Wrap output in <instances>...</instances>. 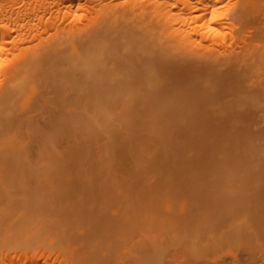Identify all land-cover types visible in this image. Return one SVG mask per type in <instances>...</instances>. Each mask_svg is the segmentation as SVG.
I'll use <instances>...</instances> for the list:
<instances>
[{
	"label": "bare ground",
	"instance_id": "1",
	"mask_svg": "<svg viewBox=\"0 0 264 264\" xmlns=\"http://www.w3.org/2000/svg\"><path fill=\"white\" fill-rule=\"evenodd\" d=\"M169 58H171L170 61ZM186 58L192 63L195 62L199 64L201 62L205 69L211 68L212 70L218 66L220 71L223 68V70H225L227 67L229 69L232 67L236 72V76L238 75L243 83L246 82L251 90L255 88L260 89V91L262 88L264 90V0H0L1 172L10 164L17 166L19 165L18 162H24L25 160H19L22 159L24 155L29 154L28 151L33 150L32 152L34 153L35 149V152L39 154V158L48 152L53 154L58 148L62 147V144H60L61 147L58 146L57 148L55 144L56 142L54 143L55 138L63 140V143L65 137L68 136L64 134V130L62 129V126H65L66 124L71 125V127L85 124L86 129L83 127L80 132L82 133L84 129L86 130L88 137L90 135H92L91 137L94 135L95 139L97 136L101 137L102 139L98 138L99 140L96 139L92 142L94 145L96 143V145L98 144L97 146L105 147V149L107 148L109 140L107 138L111 135H116L115 138H118L120 133H123L125 137L127 134H130L131 137L133 134L132 132L137 130L135 129L137 125H141L139 128L145 129V132L148 128H150V130L148 129L149 131L152 129V133H154L156 137L160 134V130L166 132L163 128L167 121L164 123L162 120H167L168 118L166 117L169 116L165 117L164 115L169 113V111L174 108L173 106H178L180 102L178 103L177 101L181 97H177V100L176 96L181 92H176V89L175 91H167L165 88L158 91L155 90L154 92V85H156L157 80L160 82V78L157 75L159 71L156 74V70L153 66L157 59V62H159V60L168 59V62L170 63L174 62V64L182 65V62L184 63ZM144 63H147L148 67H143L146 65ZM201 63L200 66H202ZM159 66L161 67V65ZM218 69H216L215 72H217ZM209 72L211 73L212 71ZM219 74L220 73H218V75ZM223 75L224 74H221L220 77ZM200 76L201 75L198 74L195 77L199 80L201 78ZM216 76L215 78H217ZM234 78L237 79L235 76ZM165 83L168 82L166 81ZM206 83H211V80L209 83L208 81ZM194 85L196 86L195 82ZM209 86L210 85H208V87ZM215 86L216 85L214 84L213 87L215 88ZM104 87L107 91L105 98L102 100L100 99L98 90L105 91L103 89ZM112 87L113 91L110 90ZM239 87L240 86H238V89ZM168 88H170V86ZM249 88L248 90H250ZM140 89H142V91L144 89L145 92L141 93ZM150 89L153 92H149ZM192 89L193 88L191 87V90ZM179 90L181 89L179 88ZM240 92L237 93L240 94ZM252 92L255 95L256 92ZM197 93H195V95ZM215 93L213 94L215 95ZM226 96L224 95V97ZM248 96L247 98L249 100H251V97H254L252 95L250 97ZM247 98L246 101L248 100ZM186 99L188 100V98ZM255 99L253 98V101ZM180 101H182L180 104L185 103L183 98H181ZM134 102L139 103L143 108L138 110L137 106L133 105L135 104ZM174 103L175 105H173ZM198 105L200 106V104ZM171 106L172 108H170ZM179 108L180 105L178 106V109ZM174 110L177 109L175 108ZM174 110L170 112H174ZM75 112H78L75 115L77 116V114H79V119L74 117L76 120H71L69 116ZM180 112L182 113V111ZM44 114H47L45 118L43 117L45 116ZM171 114L169 118L172 117ZM163 116L166 119H164ZM160 119H162V122ZM41 120L44 121L42 128L40 127ZM156 120H158L160 124H158ZM43 121L41 123H43ZM50 122L53 123V129L51 128L53 134H48L49 132L43 131L46 128L48 129V125L51 124ZM143 124L144 126L146 125L145 127H149L145 128L143 127ZM166 126L168 125L166 124L165 128ZM156 127L157 129L160 128V130L158 129L157 131V129H155ZM74 130L77 129L75 128ZM154 130L158 133L155 134ZM149 131L146 133L148 134ZM145 132H142L144 133V136H146ZM63 134L66 136L64 137ZM80 134H77L79 135L78 138L81 136ZM18 135H24L23 141H21L23 136H19L20 141L17 140ZM47 135H51L52 137H50L53 140L44 143L43 137H47ZM87 135L86 138H88ZM139 135H141V133ZM148 135V137L151 136L150 133ZM160 136L161 135H159V137ZM83 137H85V135ZM152 137L153 136L150 137V140ZM73 138L75 137L71 136V138L68 139H72V144ZM82 138L80 137L79 140L82 141V143L80 142L81 144H84V138L83 140ZM121 138L124 137L122 136ZM46 139L47 138L44 140ZM131 140L133 142L135 139L131 138L130 141ZM88 141L90 142L89 139ZM45 142H47V140ZM66 142L67 141L65 140L64 143L66 144ZM77 142L79 141L77 140L74 143ZM122 144L123 146L125 145L124 141ZM133 144L131 146H133ZM135 144H137V142ZM69 145H71V143H69ZM97 146L95 148H97ZM136 146L137 145H135L134 148H136ZM80 147L81 145H79L78 149ZM140 147L142 146L140 145ZM61 149H66L65 145L64 148L62 147ZM61 149H58V153H60ZM97 149H99V147ZM102 149H99L100 151L94 150L100 153V156L102 157V154L107 152ZM112 149L110 152H112ZM101 150L104 151L102 154ZM87 151H89V149ZM114 151L116 152L115 149ZM110 152L108 151L107 153ZM140 153L138 154L139 156ZM145 153H143V155H145ZM22 154L23 156L21 157ZM54 154L58 155L57 152ZM71 154H73V152ZM90 154L92 155V153ZM110 154L112 155V153ZM55 155L51 156V158H56ZM76 155L78 156V152ZM91 155L89 156L90 160ZM106 155L107 154L104 153V156ZM128 155H131V153ZM115 156L118 155L115 154ZM26 158L28 160V157ZM39 158H37V160L42 164L44 157L42 160ZM45 158H47V156H45ZM71 158L73 159V157ZM106 159L104 160L107 166V161L109 159L107 161ZM139 162L141 163L140 160ZM32 163L34 162L32 161ZM85 163L87 164V162ZM95 163L92 162V164ZM49 164L53 163L49 162L47 165ZM43 165L45 166L46 164H42L41 167ZM59 165L61 166V163ZM109 167H112V165ZM47 168L49 167L47 166ZM47 168L46 171L50 170L51 166L49 169ZM54 168L56 167L53 166L51 172L54 171L55 173L56 170H54ZM108 172L109 171H107V174ZM3 175L5 174L3 173ZM6 179L7 178L4 179V177L0 175V190H3V194L5 192L8 194V191H12L6 190V185L8 184ZM46 179L48 180V178ZM105 179H107V177ZM10 180L11 179H9V181ZM13 184L10 185L17 190ZM38 184L39 183H37V185ZM24 185H26V183H24ZM49 185L52 186L51 184ZM19 186L18 183L17 187ZM229 186L226 185L224 187V194H227ZM52 188L53 187H51L50 190H53ZM114 188L118 189L116 187ZM29 189V191L32 190L31 188ZM43 189V192L47 190V188ZM230 189L231 187L229 190ZM12 192L14 193V191ZM21 192L18 193L21 195ZM32 192H34V190ZM10 194L8 195L10 196ZM30 194L32 193L29 192L26 196ZM228 194L232 195L231 193ZM8 195H6V200H2L5 195L2 196L1 194L2 198H0L2 200L0 201V264H145L151 259V257L147 256V253H144L145 255H143V253L140 252L141 249L143 252L146 251V243L140 241L143 245L136 242L131 244L132 241H130L131 245L129 243V245L127 244L128 240L126 239L128 237L126 236H130V240L132 239V236L129 234L121 235L123 236L122 239L125 238V241L121 240L120 237V239H117V241H123V244H116L120 242H116L112 239L107 241L103 239V242L101 241L103 236H99L100 240L92 238L93 240L90 239L89 242H85L84 240L86 237L82 238L84 236L81 235L84 234H81V229H76V232L74 230V233L78 232V234L72 232L74 235H72V233L68 234V231L66 232L68 228L66 230L64 229L65 231L62 234H56V229L54 227L52 230H55V234H49L50 229H48V226L45 225V223H41L40 226L35 228V220L31 224L33 226L32 228L31 226H28L30 228L26 226V229L21 228L22 231H19L21 223L23 224L24 221L27 222L31 219L29 217L28 220V218L25 215L22 216L21 213L19 216V213L17 214V212L5 213V211L9 210L6 207L13 201ZM227 195H225V197ZM12 196L14 195L12 194ZM45 197H47V195ZM26 198L25 200L27 201ZM19 199H21V197ZM37 201H39V199ZM30 202L31 201H29V203ZM164 207V210L169 211L168 204ZM27 208H22V210H27ZM19 211H21V209ZM27 212L29 211H26V213ZM16 214L17 216L14 218ZM24 216L27 220H25ZM17 217L19 218V221H23L15 228L13 224H17L15 221L17 220ZM13 218L15 220L13 224L10 225L9 223L12 222L11 220ZM43 221L44 220H42V222ZM45 221L47 222V220ZM25 222L23 226L28 223L25 224ZM50 223L48 222L49 225L53 226L54 223ZM42 225L47 226L48 230L44 229L47 230V234L46 231L45 233L40 234V230L45 227L44 226L41 229ZM78 230L80 231V234ZM16 232H18V234H15ZM59 232H61V230ZM116 235L118 236V234ZM106 237L108 236L106 235ZM111 237L113 238V236ZM147 239L152 242L157 241V238L152 235H147ZM136 244H138L139 247L140 245L142 247L135 248ZM157 248L159 249V247ZM134 249H138V253L141 254L137 256V252ZM193 250H189L190 252L184 250L183 253H185V255L182 256L187 257V255L193 254L194 256L190 257V259H193L194 261L200 260L201 258H197L199 256H197L196 250ZM161 251L158 252L157 250V256H159H155L156 258H159V260L160 257L162 258L164 255L166 256L167 253L166 252L163 255ZM160 252L163 256L160 255ZM180 253H182V251H180ZM142 256H145L146 258H144L146 260L150 259L145 261L144 258L142 259ZM176 258L178 259V257H175V259ZM156 260L157 259H155V261ZM163 260L164 257L161 261ZM152 261L154 260L151 259V264ZM161 261H158L157 263L160 262L162 264ZM163 262H165V260ZM165 264L167 263L165 262ZM215 264H220V262H216Z\"/></svg>",
	"mask_w": 264,
	"mask_h": 264
},
{
	"label": "rangeland",
	"instance_id": "2",
	"mask_svg": "<svg viewBox=\"0 0 264 264\" xmlns=\"http://www.w3.org/2000/svg\"><path fill=\"white\" fill-rule=\"evenodd\" d=\"M170 59L171 58H169V61ZM165 60H159V63L157 62V59L154 63L153 67L156 70V74L159 71L157 75L160 78V82L158 80L156 81L158 87L154 85L155 87L153 86V90L155 92V90L158 91L164 88L167 89V91H175L176 89V92H183L182 94L178 92L179 94H177L176 99L177 97H181L185 102H183L184 104H180L182 102L180 101L181 98L179 100L177 99V102H180L178 104V106L180 105V108L178 109V106H173L175 105L174 103L172 105L174 107L172 110L175 108L177 110H174V112H170L172 111L170 110L169 113H167L168 115H164L165 117H170V114L173 113L171 114L172 117H166L168 118L167 120L160 119V121L162 120L164 123L167 121L166 124L168 126L165 128L166 124H164L163 128L166 132L164 130L161 131L160 128H158L160 134L156 137V135L152 133V129L149 131V126L145 127L146 125L144 126V123L143 127L149 129H147L146 132L149 131L150 135L152 133L151 136L153 137L150 140L151 136L148 137L149 133L147 134L143 128L140 129L139 127H141V125H137L135 128L137 130H134V132H132L133 134L131 133V137L130 134H127L125 137L123 133H120L121 136L119 135L118 138H115L116 135H111L112 138L114 137L113 139L111 136L107 138L109 140L106 149L105 147L97 146L98 144L96 145L95 143L97 148H104L102 150L107 152H110L113 147L112 152H110L112 155L101 150V154L102 152L107 154L104 156L103 153L101 157L100 153L97 152L99 149L95 148L96 146L92 141L102 138L97 136L95 139L94 135L93 137H91L92 135L88 137L86 130H84L86 129L85 124H79L72 127L68 124L62 126L63 128H61L64 130V134L70 137H65L66 135L63 134L67 141L66 144L64 143L65 140L62 143L63 140L55 138L54 143L56 142L55 144L57 148L60 144H62L63 148L64 145L66 147V149H61L62 147L60 146L61 148H58L59 150L61 149L60 153H58L59 150L57 148V150L55 149V152H57L58 155L60 154L59 156L55 155V152H53V154L48 152L43 156L40 155L42 157L39 158V154L35 152L34 148H32L34 149L35 154L32 152L33 150L28 151L29 154L31 153V158L29 154H26L27 156L24 155L25 157L23 154L21 155V157L23 156L24 158L28 157V160L23 157L19 160L27 161H24L25 164L22 161L18 162L19 165L17 166L10 164L2 172L0 166V175L3 176L4 179L7 178L6 182H8V184L6 185V190H12L15 193L8 191V194L11 193L9 196L5 191L3 194V190H0L2 196L5 195L2 198L0 194V198L6 200V195H8L12 198V203L14 201L17 203L14 202L13 204H8L6 208L10 211L7 210L5 213L17 212V214L19 213V216L21 213V215H25L28 220L29 217L32 220L27 221L28 223L24 221L25 224L27 223L25 226H23L24 222L20 225L19 223L23 220L19 221V216L17 217V220H15L14 218H16V214L11 220L12 222H8L12 225L15 220L17 223L13 224L15 228L20 225V229H26V226H31L32 228L33 226L31 224L35 220V228L40 226L41 223H45V225L48 226V229H50L49 234H55V230H52L54 227L56 229V234H62L67 228L66 232L68 231V234L72 232L74 233V230L76 232V229H81V234H84L81 235L84 236L82 238L86 237L84 240L85 242H89L90 239L100 240L99 238L103 236L101 238V241L103 242L104 240L107 241L112 239L116 242H120L116 244H123V241L121 242V240L125 241V238L122 239L123 236L121 235L129 234L132 236V239L130 240V236H126L128 237L126 239L128 240L127 244H130V241H132L131 244L133 242L140 243V241L146 243V247L144 246L146 248L145 252L141 251L142 249H139L142 247L141 245L139 247L138 244H136L135 248L139 247L138 249L143 255H145L144 253H147V256L154 260L152 261V264L154 262V264H161L160 262H157L161 261L163 257L167 264H215L216 262H220V264H264V90L263 88L261 91L256 88L251 90L246 82L243 83L239 76H236V72L232 67H230V69L227 67L225 70L221 67L223 69L220 68L221 70L219 71L218 66L212 70L211 68L205 69L201 62L202 66H200V63L193 62L194 65L188 58H186L187 62H182V65L174 64V62L170 63L168 62V59ZM144 64L146 65L143 67H148L147 63ZM159 65H161V67ZM216 69H218L217 72H215ZM209 71L212 72L210 73ZM218 73L220 74L218 75ZM198 74L201 75L199 80L195 77ZM221 74L224 75L220 77ZM215 76L217 78H215ZM234 76L237 77L238 80L235 79ZM210 80L211 83H209ZM166 81L168 83H165ZM207 81L209 84L206 83ZM194 82L196 86L194 85ZM158 83H162L163 85L160 84V87ZM214 84L216 85L215 88L213 87ZM208 85H210V89ZM237 85L240 86L239 89ZM169 86L170 88H168ZM191 87L194 89H192L193 91L191 90ZM247 87L251 91L248 90ZM179 88L181 90H179ZM103 89L105 91L98 90V94L102 100L105 98L107 91L105 87ZM112 89L113 87L110 90ZM151 89L149 92H153ZM140 90L141 93L145 92L144 89L143 91L142 89ZM252 91L256 92L255 95ZM237 92H240V94ZM195 93L197 94L195 95ZM213 93H215V95ZM224 95L227 96L224 97ZM251 95L254 96L250 98L252 101L253 98L258 100V102L256 99L254 100L255 102L253 101L254 105L252 104V101L247 98V96L250 97ZM186 98H188V100ZM246 98L249 101H246ZM193 100L196 102L194 103ZM134 103L135 104L133 105L137 106L138 110L143 108L139 103ZM198 104H200V106ZM172 106L170 108H172ZM180 111H182V113ZM76 113L78 112L72 114L73 117L72 115L69 116L71 120L75 118L79 119V114H77V118L75 115ZM44 115L45 116L43 117L45 118L47 114ZM165 117L164 119H166ZM42 121L43 120L40 121L41 128L44 125V121L41 123ZM156 122H158V120H156ZM52 124L53 123L48 125V129L52 128ZM158 124L160 123L158 122ZM83 127L84 129L81 133L80 131ZM75 128L77 130H74ZM48 129L46 128L43 131L49 132L48 134H53V128L51 130ZM155 129H157V127ZM67 131L70 133L68 134ZM138 132H140L142 136L139 135L140 133ZM142 132H145L146 136H144V133ZM154 132L155 134L158 133L156 130H154ZM76 133L80 134L81 138L85 135V137H83L84 144H81L82 141L79 140L80 137L78 138L79 135ZM86 135L88 138H86ZM159 135L161 136L159 137ZM19 136H23L21 140L23 141L24 135H18V141H20ZM50 136L51 135H47V137L44 136L47 138V142H45L46 140H44L45 138L43 137L44 143L53 140L51 138L52 136ZM71 136L77 138H73V144L71 142L72 139L68 140ZM122 136L124 138H121ZM131 138L135 140L132 142V140L130 141ZM77 140L79 142L74 143ZM123 141L125 144L124 146L122 144ZM134 142H137V144ZM69 143H71V145H69ZM132 144L133 146H131ZM79 145H81L82 148L80 147L78 149ZM135 145H137L136 148H134ZM140 145L142 147H140ZM84 148L87 149L85 150ZM88 149L90 152L87 151ZM127 151L128 154L131 153V155H128ZM72 152L73 154H71ZM77 152L78 156L76 155ZM90 153H92V155ZM139 153L140 156L138 155ZM143 153H145V155H143ZM108 154L111 157H109ZM115 154L118 156H115ZM54 155L56 158H51V156ZM87 155L88 157L91 155V160ZM45 156H47V158H45ZM71 157H73V159ZM37 158L41 160L43 159L42 164L46 165L41 167L42 164ZM31 159L34 163H32ZM104 159H106V161L108 159L110 160H108L109 162L107 161V166ZM46 160L53 164L47 165L49 162ZM83 161L87 162V164ZM92 162L97 163H95V165L92 164ZM58 163H61V166ZM111 165L112 167H109ZM47 166L49 168L51 166V168L46 171ZM53 166L59 169L54 168V170H56L55 173L54 171L51 172ZM107 171H109L108 174ZM3 173L5 175H3ZM106 177L107 179H105ZM8 178L12 181H9ZM46 178H48V180ZM48 182L52 186H50ZM18 183L20 185L19 187H17ZM24 183H26V185H24ZM37 183L39 184L37 185ZM10 184H13L17 190L22 189L21 191H23L24 194L26 193L25 196L23 192L17 191ZM225 184L227 186L230 184L229 188L231 187V191L228 188L227 194L231 193L232 195L224 194L223 189L226 186ZM28 187L31 189L34 188L29 191L30 189ZM51 187H53V190H50ZM114 187L118 189H115ZM43 188H47V190L43 192ZM33 190L36 193L32 192ZM18 192H21L23 195H20ZM29 192L32 193L30 194L31 196L28 195L30 197L26 196ZM117 193L120 194L118 195ZM12 194L14 196L19 195L14 198ZM46 195L47 197H45ZM225 195L227 196L225 197ZM18 197H21V199ZM24 197H27V201ZM36 199H39V201ZM2 200L0 199V201ZM29 201L31 202L29 203ZM166 204L169 205V211L163 209ZM19 207L21 211H19ZM21 207L24 209L28 208L23 211ZM26 211H29L27 212L28 214ZM26 217L25 220H27ZM41 218L44 220L43 222ZM45 220H47V222ZM48 222H51L50 224L54 223L53 226L49 225ZM45 225H42L41 229ZM47 226L40 230L41 233L40 231L39 233L43 234L46 231L47 234ZM20 229L19 231H22V229ZM60 230L61 232H59ZM18 232L15 234H18ZM73 233L72 235L78 234V232ZM116 234H118V236ZM147 235L155 236L157 238V241H155L156 243L147 239ZM111 236H113V238ZM119 237L121 240L117 241ZM143 243L140 244L143 245ZM157 247L161 249L159 250ZM138 249L134 250L138 253ZM193 249L196 250L197 256H199L195 257L198 259L201 258L196 261L200 262L190 259V257L194 256L193 254L183 257L185 255V253H183L184 250L189 251ZM157 250L158 252L162 250L161 252L163 255L167 252L166 256H163L160 252V255L163 257H160L159 260V258H156L159 256H157ZM180 251H182V253H180ZM137 253V256L141 254ZM174 256L178 257V259H175ZM144 257L145 256H142V259ZM153 257L157 260L155 261ZM145 258V261L150 259L146 260ZM151 259L147 263L151 264ZM163 261H161L162 264H165Z\"/></svg>",
	"mask_w": 264,
	"mask_h": 264
}]
</instances>
